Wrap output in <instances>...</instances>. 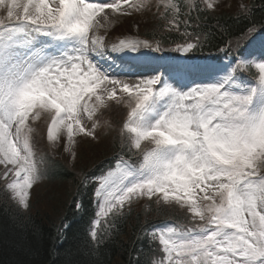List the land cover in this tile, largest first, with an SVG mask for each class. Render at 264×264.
Masks as SVG:
<instances>
[{
    "label": "snow or ice",
    "instance_id": "obj_1",
    "mask_svg": "<svg viewBox=\"0 0 264 264\" xmlns=\"http://www.w3.org/2000/svg\"><path fill=\"white\" fill-rule=\"evenodd\" d=\"M216 3L158 0L156 7L167 30L179 31L193 10ZM151 7L150 0H0V179L27 209L41 179L32 125L48 117L47 140L55 144L63 135L71 151L78 135L96 138L98 114L123 105L121 146L140 161L121 157L111 178H101L93 241L100 218L115 221L134 199L155 197L157 205L186 213V223L145 229L161 246L159 264H264V57H240L221 68L190 55L149 57L163 51L159 41L120 39L106 48L94 34L109 20L107 10L127 15ZM240 8L237 18L252 15ZM261 33L264 25L252 26L241 39H259L264 49ZM199 45L186 41L173 50L190 54ZM117 60L129 69L157 63L152 73L163 74L121 80L101 63L110 69ZM147 264H157L156 257Z\"/></svg>",
    "mask_w": 264,
    "mask_h": 264
},
{
    "label": "trees",
    "instance_id": "obj_2",
    "mask_svg": "<svg viewBox=\"0 0 264 264\" xmlns=\"http://www.w3.org/2000/svg\"><path fill=\"white\" fill-rule=\"evenodd\" d=\"M196 2L202 4L200 0ZM244 2L252 9L248 19L237 18L241 9L211 11L205 8L200 13L193 10L189 26L185 28L181 23L179 31H168L169 26L163 24L166 19L151 7V11L139 12L143 17V23L138 26L139 35L153 45L159 41L163 51L156 52L158 54L174 52L177 44L199 39L200 45L190 53L193 57L217 53L224 56L235 49L233 44L237 47V42L244 41L241 36L249 27L259 29L264 25V0ZM117 29L122 31L121 27ZM239 54L236 50L234 56ZM115 133L110 141L103 137L98 141L79 137L77 142L82 149H77L78 159L73 165L68 164L61 148L43 152L49 164L46 171L49 183H58L45 212L38 208L35 197L31 202H37L36 210L33 205L31 209H18L9 193L0 187V264H147L158 248L145 235V229L165 221L176 226L186 223L179 213L148 200L141 203L146 207L140 209L136 205L125 207L124 215L115 221L108 219L105 223L102 218L97 226L98 239L93 241L89 231L96 218L95 177L100 167H110L116 157L131 158L132 162L138 160L127 148H122L120 129Z\"/></svg>",
    "mask_w": 264,
    "mask_h": 264
},
{
    "label": "rangeland",
    "instance_id": "obj_3",
    "mask_svg": "<svg viewBox=\"0 0 264 264\" xmlns=\"http://www.w3.org/2000/svg\"><path fill=\"white\" fill-rule=\"evenodd\" d=\"M114 2H117V1H114ZM150 3L152 5V7H156V5L158 3V0H150ZM241 5H245L244 0H217L216 6L213 9V11H218L219 9H221V10H223V9L239 10V9H241L240 8ZM125 8H127L126 5H125ZM149 11H151V10H149ZM161 11H163V9H161ZM158 12L160 13V10ZM108 13H109V20L107 22H104L103 20L101 21V26H99L95 30V33H94L95 35H97V30L98 29L99 30H104V29L105 30H110L111 27H113L117 23H121L126 28L130 29L132 33H135V32H137V29L139 31V28H138L139 24L143 23V22H141L143 17H141L139 15V12H134L133 11V12H131V14L122 15V14H119V13H112L111 11L108 10ZM148 16L150 17L151 15H148ZM146 22H147V24H149L148 20H146ZM103 35L104 34H100L98 36L104 37ZM131 37L132 36L126 35L124 37V39H134V38H131ZM109 40H110V36L104 37V45H105L106 48H110L111 47V44L109 43ZM232 46L235 47V44H233ZM142 51H145V50L142 49ZM133 55H135V54H133ZM147 55L149 57L151 56V54H149L148 52H147ZM119 71H121V73H122V75H119V78L121 80H125V81H128V82H133L134 83V82H136L137 78L139 76H141V75H138V74L131 75L128 72L122 71V68ZM253 71H255V70H253ZM114 106H117V105L113 104L110 109L106 110L107 114H109L112 110H115ZM118 107L122 108L123 111L121 112L120 110H115L114 112H116L118 114H126V108L123 105H120ZM103 111H105V110H103ZM99 115L100 114H98V116ZM108 118H109V121L107 123H105V124H104L105 121H101V123L99 124V127L96 129V132H95L96 138L93 139L92 137H90L92 139V141H98L100 136L103 137L104 140H106V141H110V140L113 139V137L116 134L115 132L118 129V125H115V123L112 122V120L110 119V116H108ZM115 119L116 118L113 119L114 122H115ZM40 121H41V119H39L37 122L39 123ZM37 122H35L33 124V129L35 128L36 131L41 132ZM91 123H92L91 121H86V126L91 128ZM45 134H47V130H46ZM103 134L106 135V136H104ZM79 137H82L84 139L86 136L78 135L75 138L76 139V143H75L74 148L71 151H66V154L68 155V159L67 160H68L69 164H71V165L74 164L77 161V159H78L77 149H79V148L82 149V146H79L78 142H77ZM62 140H64V142H66V138L63 135L61 136V138L57 142H55V145H58ZM51 144H53V143H51ZM4 170H5L4 166L0 165V173H3ZM111 172H108L102 178H111L109 176V174ZM100 183H101V179H100ZM57 184L58 183H49V182H47L46 179H43V183H40V184H38L36 186L35 196H34L35 199H36L35 201L38 200V202H39L38 203L39 204L38 208L41 209L43 212L46 211L45 206L50 201L49 198H51L54 195V193L56 192ZM0 185H4L5 186V184H2L1 179H0ZM66 187L69 189V185H66ZM10 195H11V193H10ZM45 199H49V200H45ZM12 201L16 205H18V203L16 201H14L13 199H12ZM96 202H97V197H96ZM34 203H36V207H37V202H34ZM155 204H157V203H155ZM134 205H136L135 207H137L138 209H140L142 206L146 207L145 204H141L140 202H137ZM158 206H162V207H164L166 209H170V210H172L174 212H177L183 217L186 216V213L183 210H181L179 207H177V206H166V205H163V204H160ZM33 209L36 210V208H33ZM145 209L146 208H144V210ZM98 210H99V208H98V203H97V212H98ZM38 211H40V210H38ZM159 260H157V264H159Z\"/></svg>",
    "mask_w": 264,
    "mask_h": 264
},
{
    "label": "bare ground",
    "instance_id": "obj_4",
    "mask_svg": "<svg viewBox=\"0 0 264 264\" xmlns=\"http://www.w3.org/2000/svg\"><path fill=\"white\" fill-rule=\"evenodd\" d=\"M33 206H34V208H36V203H33ZM17 207H18V209L23 210L22 207H20L19 205ZM62 224L64 225V223H62ZM160 256H161V253L160 252H157L155 254V257H160Z\"/></svg>",
    "mask_w": 264,
    "mask_h": 264
}]
</instances>
